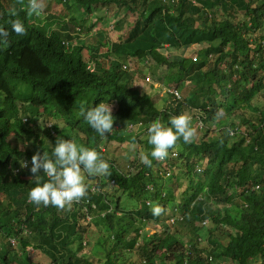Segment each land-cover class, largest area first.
I'll use <instances>...</instances> for the list:
<instances>
[{
  "label": "trees",
  "instance_id": "obj_1",
  "mask_svg": "<svg viewBox=\"0 0 264 264\" xmlns=\"http://www.w3.org/2000/svg\"><path fill=\"white\" fill-rule=\"evenodd\" d=\"M59 2V13L42 18L27 12L28 0H0V27L9 28L14 8L26 28L23 36L9 28L8 43L0 45V264H264V0ZM96 8L111 9L117 37L106 39L104 27L103 39L98 32L94 43H85L72 23L82 34L91 32L97 23L87 22ZM168 49L177 54L166 55ZM152 61L166 72L152 74ZM130 62L135 69L124 67ZM141 77L150 90L136 83ZM164 86H176L183 96L155 98ZM102 100L114 106L113 130L103 137L78 114L82 104ZM33 108L42 110L40 129L32 116L24 117ZM196 111L205 132L168 150L178 157L168 164L173 184L167 192L163 161L145 166L135 156L125 170L103 150L132 139L146 154L154 120L167 124L171 116ZM216 117L222 121L212 128ZM139 122L144 132L125 133ZM57 137L95 148L110 166L109 175L83 172L86 195L63 209L27 199L36 180L47 179L42 172L34 178L30 158L50 155ZM23 160L28 166L12 171ZM177 167L185 171V187ZM111 188L120 192L117 199ZM153 203L164 209L157 217L150 213ZM171 216L180 220L177 228L167 222ZM138 222L159 230L141 236ZM91 228L104 233L95 243L85 240Z\"/></svg>",
  "mask_w": 264,
  "mask_h": 264
},
{
  "label": "clouds",
  "instance_id": "obj_2",
  "mask_svg": "<svg viewBox=\"0 0 264 264\" xmlns=\"http://www.w3.org/2000/svg\"><path fill=\"white\" fill-rule=\"evenodd\" d=\"M42 8V0H28L27 12L29 14L39 16L41 15ZM8 15L12 17L7 21L11 32L18 36H23L26 33V28L21 19L18 18L16 10L14 8L10 9ZM9 28L0 27V45L8 43ZM65 43L69 46V42ZM132 65L130 62L128 67L131 68ZM89 68L93 70L91 64H89ZM150 82H153V79ZM78 114L101 137L113 130L114 117L111 106L103 100L95 104V106L91 105L86 107L82 104ZM190 119L191 117L189 115L180 113L171 116L167 124L162 123L158 119L154 120L146 130L147 144L151 148L146 154H140V161L145 166H151L153 160L163 161L168 155V150L178 139H182L185 143L189 142L194 134V129L190 126ZM164 163L166 164L165 169L170 168L166 162ZM130 164L127 169L130 167ZM30 165L29 171L34 174V178H38L40 172H42L47 179L43 182H40L38 179L36 180L34 186L27 192L28 201L36 206L43 205L46 207L52 205L58 209L70 206L73 201H78L86 195L88 189L83 182L82 171L89 176L110 174L108 161L102 158L95 148L82 146L74 142L72 138L64 139L57 137L55 144L51 146V154L49 155L45 151L43 154L39 152L34 153L30 158ZM27 166V160H23L20 163L21 169ZM166 172L163 170L160 174L164 177H169L171 174L166 176ZM110 183L113 185L114 180H111ZM92 189L94 190V188ZM164 192L167 191L164 190ZM163 211L164 209L158 203L150 205V213L153 217L161 215ZM92 217L94 216L92 215Z\"/></svg>",
  "mask_w": 264,
  "mask_h": 264
},
{
  "label": "rangeland",
  "instance_id": "obj_3",
  "mask_svg": "<svg viewBox=\"0 0 264 264\" xmlns=\"http://www.w3.org/2000/svg\"><path fill=\"white\" fill-rule=\"evenodd\" d=\"M42 4H43V8H42V12H41V15H42V18L43 17H46L47 15H51L52 13L54 14H57L59 13V11L64 7V5L62 3L59 2V0H42ZM111 9H103V8H96L95 9V12L89 16L88 18V22H87V25H89L90 22L94 23L96 22L97 24H95V26L92 28V31L91 32H88L86 34H82V31L81 29L79 28V25L78 24H74L72 23V26H74L76 28V31H77V35H80V36H83L84 39H85V43H94L97 39H98V32H103V28L106 27L107 29V36H106V39H113L115 37H117V30L116 28H114V26L112 25L114 23V16H111L108 11H110ZM109 13V14H108ZM219 14V17H224V14L222 11H220ZM97 18H99L97 21H95ZM129 18L131 21H133L135 19V15H133L132 13H129ZM101 19V20H100ZM109 28V29H108ZM106 33L103 32V36H102V39L105 37ZM104 49V48H103ZM187 54L189 55L191 52H194L193 50L189 49L186 51ZM164 53L168 56H170L171 54H174L175 51L171 50V49H168V50H165ZM177 54V53H175ZM192 55H197V53H193ZM84 57L85 59H88L89 58V54L88 52L85 50L84 51ZM106 64L108 65V62H106ZM134 66L132 65V69H135L133 68ZM136 67V65H135ZM150 70H151V73L152 74H158V75H163L165 72H166V67L163 66V65H158L156 64L154 61L151 62V66H150ZM151 74V76H152ZM153 78V76H152ZM143 77H141L140 79H138L136 81V83L141 86L144 90L145 89H148L150 90V86H144L143 85ZM148 83V82H147ZM143 85V86H142ZM151 85V84H150ZM160 86V85H159ZM162 87V86H161ZM151 91H154V92H158L157 90L155 89H151ZM166 90L165 88L162 89V92H160V94H157L158 96L155 97V98H161V99H165L166 95H165ZM181 96H183L182 92L180 91V98ZM205 97V93L202 92L201 93V100L204 99ZM114 106H111V110H113ZM41 109H31L26 115H24V117H30L32 116L31 118L35 119V124H37L38 128L41 126L42 124V120L40 119V116H41ZM197 111L196 113L194 112L193 113H190V115H192L191 117V124L190 126L193 127L196 123V125L194 127H197V129L195 130L194 129V134H197V137H202V135L204 134L205 132V129H206V125L201 121V120H198V123L196 121V117H197ZM223 120H226L228 121L229 118H225ZM222 121L221 118L219 117H216L213 121L211 120L210 121V127L212 128H217V125L219 124V122ZM204 125V126H203ZM203 126V127H202ZM146 128L145 126H135L133 128H130V127H126V134H129V136L135 138V136H137L138 134L144 132V128ZM40 129V128H39ZM67 131V130H66ZM42 133V138H45L48 140L46 134L44 133V131H41ZM69 136V134H68ZM145 135H141V137H144ZM28 147H32V145L30 143H27ZM103 149L104 151H107L109 152V154L111 155V157H113L114 159H116L117 163L121 166V168H124V169H127V167L129 166L130 164V161H133V157L137 156L136 159H138L140 157V154L141 153H144V149L142 148V146L140 145V143L138 142H135V141H132V139L130 140H127L126 142H119L117 141L116 143L113 142L109 145H104L103 146ZM164 171H167L166 169H163ZM185 171L184 169H181L179 167L175 168V174H179L180 177H182L183 181L180 183L182 187H185L187 185V178H186V175L183 174ZM197 173V172H196ZM194 173L192 179H193V186H196L198 184V181H199V177H198V174ZM168 176V175H167ZM82 177H83V182L85 181V177L86 175L83 173L82 171ZM172 184H173V181L170 177H164V184H163V188L167 191L168 189L172 188ZM110 186L107 187V189H110L109 188ZM192 191V190H191ZM109 192V191H108ZM110 197H113L115 199H117V197L120 194V192H117L115 191V188H111L110 190ZM178 197L180 196V194H176ZM169 209L170 207L168 206L167 209H166V212L169 213ZM92 215L88 216V219L87 221H91L92 222ZM179 221H177V219L175 220L174 224H172L170 222V220H168L167 222L172 226V228H177V224H179ZM99 223V222H98ZM137 227V228H136ZM136 229H138V233L141 235V236H149L151 235L155 230L156 228L159 230V227H155L153 224L152 225H149L148 223H137L136 225ZM140 227V229H139ZM132 232V233H131ZM135 233V231H130L128 234H130V237L133 236V234ZM104 233L101 229H94V228H91L88 230V234L86 235V242L89 241L92 242V243H95L100 236H102ZM177 236H179L181 239H184L185 241L189 238V233L187 234H177ZM142 239V237L140 238ZM88 243V242H87ZM38 259L40 260V257H38ZM224 261L227 262V264H234L233 261H230V260H227V259H223ZM222 261V262H224Z\"/></svg>",
  "mask_w": 264,
  "mask_h": 264
},
{
  "label": "built area",
  "instance_id": "obj_4",
  "mask_svg": "<svg viewBox=\"0 0 264 264\" xmlns=\"http://www.w3.org/2000/svg\"><path fill=\"white\" fill-rule=\"evenodd\" d=\"M191 1L193 3H197L198 2V0H191ZM171 2L174 3V2H176V0H171ZM196 59H197V55H193V60H196ZM145 62H148V60H145ZM124 67L127 68L128 67V64H125ZM146 81H148V82L149 81H152V78H151L150 75H147L146 76ZM165 90H166L167 93L175 94L178 97H180V91H179V89L176 86H166L165 87ZM141 125L142 124L140 122L139 123H130V124H128L127 127L133 128L135 126L138 127V126H141ZM177 156H178V152L177 151H169L167 157L165 159H163V161L166 162L167 164H169L171 162V160L174 159V158H176ZM24 165H26V164L24 163ZM20 169H21L20 166L19 167H15L14 168V171L15 172H19ZM166 169H167L166 176L167 175L169 176L171 174V168H166ZM198 170H200V169L198 168ZM148 188L149 189H152L153 187H152V185H149ZM88 216H90V214H88L87 217ZM176 219H177L176 217H171L170 218V222L172 221L171 223L174 224V222H175ZM177 221H178V219H177ZM207 222H208V219L207 220H204V223L207 224Z\"/></svg>",
  "mask_w": 264,
  "mask_h": 264
}]
</instances>
